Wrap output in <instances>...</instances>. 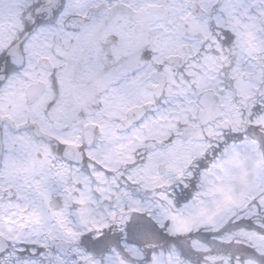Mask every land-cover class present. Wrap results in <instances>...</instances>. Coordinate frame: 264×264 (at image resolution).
I'll return each mask as SVG.
<instances>
[{
  "label": "snow or ice",
  "instance_id": "obj_1",
  "mask_svg": "<svg viewBox=\"0 0 264 264\" xmlns=\"http://www.w3.org/2000/svg\"><path fill=\"white\" fill-rule=\"evenodd\" d=\"M0 264H264V0H0Z\"/></svg>",
  "mask_w": 264,
  "mask_h": 264
}]
</instances>
